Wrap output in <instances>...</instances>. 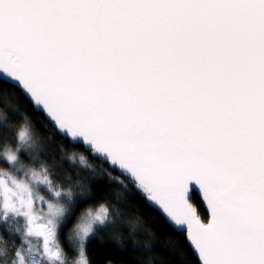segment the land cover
<instances>
[{"label": "snow or ice", "instance_id": "1", "mask_svg": "<svg viewBox=\"0 0 264 264\" xmlns=\"http://www.w3.org/2000/svg\"><path fill=\"white\" fill-rule=\"evenodd\" d=\"M0 80L184 232L197 264H264V0H0ZM15 120L0 116V225L19 244L0 234V264H89L109 209L81 213L70 260L74 192Z\"/></svg>", "mask_w": 264, "mask_h": 264}, {"label": "trees", "instance_id": "2", "mask_svg": "<svg viewBox=\"0 0 264 264\" xmlns=\"http://www.w3.org/2000/svg\"><path fill=\"white\" fill-rule=\"evenodd\" d=\"M6 113L15 115L17 124L26 116L33 135L39 139H43L40 135L43 132H47L49 137L51 135L45 153L40 156L52 170L53 178L74 192L73 201L66 204V222L60 232L62 246L68 254L74 255L68 239L81 213L87 208H99L103 203L111 218L85 242L89 264H197L184 232L175 230L140 193L128 185L125 177L112 171L101 159L92 157L81 145H70L63 140L18 89L0 80V116ZM71 149L78 150L87 158V163L78 173L71 169L70 163L60 164V158L66 157L59 153ZM88 186L92 192L88 191ZM190 203L206 218L202 203L194 193ZM18 226L21 225L12 222L7 228L14 233ZM0 234L8 238L9 246L13 240L19 244V235H10L4 225H0Z\"/></svg>", "mask_w": 264, "mask_h": 264}, {"label": "rangeland", "instance_id": "3", "mask_svg": "<svg viewBox=\"0 0 264 264\" xmlns=\"http://www.w3.org/2000/svg\"><path fill=\"white\" fill-rule=\"evenodd\" d=\"M33 107V106H32ZM34 109V108H33ZM36 111V110H35ZM39 112V111H37ZM41 113V112H40ZM42 114V113H41ZM43 115V114H42ZM43 117L45 118V116L43 115ZM46 119V118H45ZM52 128L54 129V131L61 137V135L58 133V131L52 126ZM62 138V137H61ZM63 140H66L64 138H62ZM68 141V140H67ZM37 143H38V152H39V155L45 153V150L46 148L41 144V142L39 140H37ZM68 143L70 145H75V144H72L71 142L68 141ZM67 146V145H66ZM69 148V147H68ZM61 156L63 157H66L65 159H62L60 158V164L62 165H68L70 163L71 165V169L74 170L76 173L80 172L83 164L86 162L87 163V158H85L84 160V163H81V160H80V157L83 156L80 152H78V150L76 149H71V150H65L64 152H60L59 153ZM59 158V157H57ZM49 166V165H48ZM52 167V166H50ZM54 167H52L53 169ZM52 171V170H51ZM54 171V170H53ZM22 174V173H21ZM39 206V205H37ZM98 208L96 209H93V211L97 210ZM44 210L47 211V207L45 206L44 207ZM66 214H67V211H66ZM78 222V220L76 221ZM22 226V225H21ZM69 243H70V246L73 248V251H74V255H70L69 254V259H74L75 258V252H76V240H75V234L72 230V232L70 233L69 235Z\"/></svg>", "mask_w": 264, "mask_h": 264}, {"label": "water", "instance_id": "4", "mask_svg": "<svg viewBox=\"0 0 264 264\" xmlns=\"http://www.w3.org/2000/svg\"><path fill=\"white\" fill-rule=\"evenodd\" d=\"M3 81V80H2ZM4 82H6V81H4ZM6 83H8V82H6ZM9 84V83H8ZM33 106V105H32ZM33 108H34V106H33ZM46 118V117H45ZM46 120H47V118H46ZM72 144H74V143H72ZM118 172V171H117ZM119 173V172H118ZM192 193H194L199 199H200V201H201V203H202V206H203V208H204V210H205V212H206V207H205V204H204V202H203V199H202V196H201V194H200V192H199V190L197 189V188H195V187H193V189L191 190V192L189 193V196H190V198H191V195H192ZM159 213H160V215L166 220V218H165V216L161 213V211L158 209V208H156V207H154ZM167 221V220H166ZM168 222V221H167ZM169 223V222H168ZM176 230V229H175ZM178 232H182V231H180V230H177ZM185 237H186V234H185ZM187 241V240H186ZM187 243H188V241H187ZM189 245V244H188ZM190 246V245H189ZM191 248V247H190Z\"/></svg>", "mask_w": 264, "mask_h": 264}, {"label": "bare ground", "instance_id": "5", "mask_svg": "<svg viewBox=\"0 0 264 264\" xmlns=\"http://www.w3.org/2000/svg\"><path fill=\"white\" fill-rule=\"evenodd\" d=\"M46 120V119H45ZM48 121V120H46ZM40 135H42L43 139H39L38 136L36 134L33 135V138L34 140L36 141V144L38 146V143H37V140H39L41 142V144L45 147L47 145V142H48V145H49V141H51V135L49 137V134L47 132H43L41 133ZM50 139V140H49ZM39 147V146H38ZM0 166H3V165H0ZM58 169V168H57Z\"/></svg>", "mask_w": 264, "mask_h": 264}]
</instances>
